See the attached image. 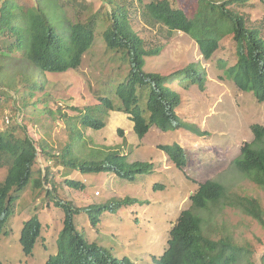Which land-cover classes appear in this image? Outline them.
<instances>
[{"label":"rangeland","instance_id":"374dc122","mask_svg":"<svg viewBox=\"0 0 264 264\" xmlns=\"http://www.w3.org/2000/svg\"><path fill=\"white\" fill-rule=\"evenodd\" d=\"M108 1L15 0L16 6L23 9L40 5L49 19L62 28L64 36L68 23H86L93 16L95 37L79 68L64 73L41 72L26 61L22 52L3 50L0 42V133L8 130V123L15 128L20 120L16 135L27 134L36 142L44 141L50 155H61L58 168L52 163L55 158L39 156L34 162L32 179L0 233L1 263L45 264L56 255V240L64 220L63 208L57 204L61 200L76 207L117 204L103 210L94 224L83 212L75 216L77 231L118 261L127 258L132 264H155L167 247L169 231L179 214L190 209V196L199 184L213 180L225 187L227 201L226 205H212L209 211H196L208 223L203 230L211 228L208 233L215 239L228 235L248 250L235 264H264V226L240 207L229 205L234 196L253 198L259 202L264 219V190L233 164L241 145L253 141L251 127L264 126V101L252 92H243L228 77L227 71L237 62L233 36L225 35L218 50L205 60L190 36L143 19V6L151 0H112L125 6L131 3L132 30L147 49H161L158 56L145 59L146 73L170 75L188 65L200 72L202 87L188 81L169 83L181 98L179 117L197 132L191 128L162 131L153 126L139 138L133 123L121 112L107 113L104 127L92 129L80 123L85 109L100 105V99L105 97L114 105L119 103L115 90L130 70L128 59L106 47L107 12L112 9ZM170 2L174 8L184 9L189 17L198 5V0ZM229 7L244 16L247 27L263 28L264 39L263 3L248 0ZM25 79L30 82L26 88ZM27 96L31 99L24 105L22 100ZM5 117H9L8 123ZM173 144L183 149V167H177L158 148ZM111 151L125 156L128 164L147 162L150 170L125 180L108 171L82 174L71 166L64 171L60 165L70 160L101 162ZM45 170L51 180L33 186ZM5 175L6 169H0V181ZM66 175L81 182L84 190L66 187ZM31 218L40 223V236L31 255L25 256L19 240L23 223Z\"/></svg>","mask_w":264,"mask_h":264},{"label":"trees","instance_id":"16d2710c","mask_svg":"<svg viewBox=\"0 0 264 264\" xmlns=\"http://www.w3.org/2000/svg\"><path fill=\"white\" fill-rule=\"evenodd\" d=\"M247 1L217 3L213 0H198L196 10L189 17L184 9L174 8L170 0H151L143 6L141 15L143 19L161 24L169 31L190 36L205 60H209L218 50L220 40L231 34L236 44L237 62L227 71V76L242 91L252 92L258 100L264 101L263 28L247 27L244 16L229 7L230 4L243 5ZM259 1L264 4V0ZM108 2L112 9L107 12L108 27L104 33L106 47L128 59L130 70L126 80L115 90L119 103L114 105L110 99L101 98L100 105L85 109L80 123L92 129H102L107 113L121 112L133 123V131L139 138L144 137L153 126L162 131L191 128L197 132L179 117L177 110L181 107V98L169 83L188 81L202 87L200 72L194 65H188L170 75L146 73L143 69L145 59L158 56L161 49H147L145 42L132 30L129 20L131 3L125 6L123 2ZM138 2L141 3V0ZM94 20L92 16L86 23H68L64 36L62 28L49 19L40 5L23 9L16 6L15 0H0V42L3 50L22 52L26 61L41 72L64 73L79 68L83 56L92 46ZM27 82L25 88L30 83ZM28 99L31 98H23L22 103ZM20 123L19 120L15 128L12 123H8V130L0 133V169H6V175L0 181V233L13 215L21 193L32 179L34 162L39 156L44 159L55 158L52 163L58 168L57 160L61 156L60 153L50 155L44 141L36 142L27 134L22 137L16 135ZM251 132L253 141L242 144L240 155L233 164L264 190V126L253 125ZM118 133L122 134V131ZM158 148L166 152L177 167L185 165L186 160L179 145H162ZM60 165L64 171L69 166L82 174L108 171L125 180H132L136 174L147 173L151 167L147 162L128 164L125 156L113 151L101 162L70 160ZM47 172L45 170L42 177L35 179L33 186H42L51 180ZM67 177L70 176L66 175L63 180L66 187L84 190L85 186L81 182ZM226 191L222 184L213 180L198 185L189 198L190 209L179 214L169 231L167 247L155 264H235L246 256L248 250L235 244L230 236L215 239L208 233L211 228L204 231L203 227L208 223L196 213L209 211L212 205L218 207L220 202L226 205ZM57 204L64 211L63 227L56 240L57 253L50 256L45 264H132L127 258L121 261L114 259L103 247L88 241L77 231L74 223V217L83 212L94 224L103 210L117 204L76 207L69 201L61 200ZM229 205L240 207L245 214L264 226L263 210L257 200L234 196ZM40 228V223L34 218L23 223L19 242L25 256L31 255L40 236Z\"/></svg>","mask_w":264,"mask_h":264},{"label":"clouds","instance_id":"9594fccd","mask_svg":"<svg viewBox=\"0 0 264 264\" xmlns=\"http://www.w3.org/2000/svg\"><path fill=\"white\" fill-rule=\"evenodd\" d=\"M244 92V91H243ZM6 118V117H5ZM8 119H9V117H7ZM205 135H206V133H205ZM177 145H179V144H177ZM180 146V145H179ZM242 146V145H241ZM181 147V146H180ZM182 148V147H181ZM183 150V149H182Z\"/></svg>","mask_w":264,"mask_h":264},{"label":"built area","instance_id":"2783aa9c","mask_svg":"<svg viewBox=\"0 0 264 264\" xmlns=\"http://www.w3.org/2000/svg\"><path fill=\"white\" fill-rule=\"evenodd\" d=\"M6 121H7V123L9 122V119L6 117Z\"/></svg>","mask_w":264,"mask_h":264}]
</instances>
